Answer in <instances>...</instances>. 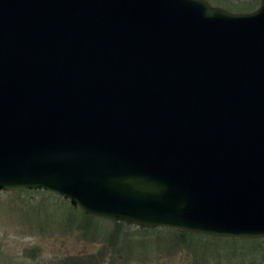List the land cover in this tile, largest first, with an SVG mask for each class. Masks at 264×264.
Here are the masks:
<instances>
[{"label": "water", "instance_id": "95a60500", "mask_svg": "<svg viewBox=\"0 0 264 264\" xmlns=\"http://www.w3.org/2000/svg\"><path fill=\"white\" fill-rule=\"evenodd\" d=\"M259 2L0 0V192L264 239Z\"/></svg>", "mask_w": 264, "mask_h": 264}, {"label": "rangeland", "instance_id": "374dc122", "mask_svg": "<svg viewBox=\"0 0 264 264\" xmlns=\"http://www.w3.org/2000/svg\"><path fill=\"white\" fill-rule=\"evenodd\" d=\"M207 1L236 13L259 5V0ZM82 215L45 192H0V264H251L264 256L253 252L226 261L228 256H208L203 246L216 245L201 236Z\"/></svg>", "mask_w": 264, "mask_h": 264}, {"label": "trees", "instance_id": "16d2710c", "mask_svg": "<svg viewBox=\"0 0 264 264\" xmlns=\"http://www.w3.org/2000/svg\"><path fill=\"white\" fill-rule=\"evenodd\" d=\"M227 8H231V7H227ZM82 216L88 219H95L84 215ZM182 234H189V233L182 232ZM189 235L194 236V234H189ZM201 237L210 240L212 243L216 245L212 247H210L209 245L203 246V247H207L204 252H207L208 256L213 258H218L219 256H223V257L228 256V258H225L226 261H231L236 259L244 260L246 257H250L254 255L253 252L257 253L256 255L264 254V239L242 240L236 238H211L208 236H201ZM238 249L239 251H237ZM250 262L251 264H254L255 262H264V256L263 259L260 260L252 259L250 260Z\"/></svg>", "mask_w": 264, "mask_h": 264}]
</instances>
